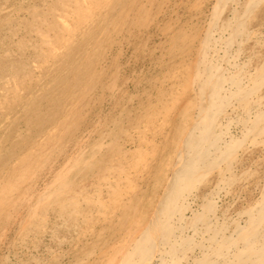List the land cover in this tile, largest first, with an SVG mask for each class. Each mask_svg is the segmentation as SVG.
I'll list each match as a JSON object with an SVG mask.
<instances>
[{"label":"bare ground","instance_id":"1","mask_svg":"<svg viewBox=\"0 0 264 264\" xmlns=\"http://www.w3.org/2000/svg\"><path fill=\"white\" fill-rule=\"evenodd\" d=\"M20 1H27L20 16L17 3L0 1V17L18 19L26 32L13 39L8 26L2 36L15 50L0 49V107L15 108L1 113L0 223L38 169L50 161L54 167L13 211V225L0 235L2 258L10 254L16 264L21 251L31 255L27 242L38 231L50 243L41 250L45 264H264V0H188L182 18L177 0H118L114 8L117 0ZM162 6L175 25L161 27L152 47L170 59L168 80L133 125L123 128L129 93L113 118L93 117L75 138L63 140L76 121L73 110H83L97 83L87 52L77 53L76 69L91 82L27 149L9 148L10 132L23 143L29 121L40 118L33 103L45 99L47 81L22 95L18 86L46 63L44 56L61 57L60 69L69 73L70 46L79 36L100 28L97 43L116 27L123 35L127 20L144 24ZM25 44L36 57L27 63L20 59ZM115 73L101 88L126 94L114 86Z\"/></svg>","mask_w":264,"mask_h":264},{"label":"rangeland","instance_id":"2","mask_svg":"<svg viewBox=\"0 0 264 264\" xmlns=\"http://www.w3.org/2000/svg\"><path fill=\"white\" fill-rule=\"evenodd\" d=\"M3 1H6L7 3H17L16 5L18 6L17 7L18 11L15 12L16 16H20V15L25 14L26 7H27V5H26L27 1H24V2L20 1V0H3ZM32 1H38V0H32ZM123 1H125V0H123ZM158 1H160V0H158ZM158 1L155 0L156 4H158L157 3ZM189 1L192 2L191 0H189ZM189 1L188 0H177L178 3L176 2V4H177V8L179 9V17L180 18H182L180 15H182V12H184L185 7L187 5H189ZM117 2H118V0L113 1V3H111V6L114 8V6L116 5ZM125 3L129 4V1L127 0V1H125ZM135 4H137V3H135ZM203 5H204V9H205L206 6H205V4H203ZM206 5H207V3H206ZM119 10H120L119 8H115L114 12H116L115 13L116 16L114 18L115 20H113V21H117L118 15H120ZM155 11L156 10H154V9L152 11H149V16L147 18L148 20H147V22H143L144 24H132V23H130L129 20H127L126 23H128V24L126 26H127L128 30L123 35H122V32L119 30V27H116L114 30L109 31L110 33L108 32V34H106L104 37L102 36V38H101L102 40L100 39L98 42L96 40L97 43L94 42V39L97 35L100 34V30H101L100 28H94V30H93L94 36L93 35L90 36L87 34L79 36V38L70 46L71 48H70V54L68 56V60L70 59L69 61L72 64V67L74 69L71 67V72H69V73L65 74V72L60 69V64L58 62L61 59V57L58 56V58H55L54 60H52L51 57L44 56V59L42 61L45 60L44 62H46V63L43 64L41 62V64H43V65H41L40 68L35 71V73L36 72L37 73L33 74V75L31 74V76H32V79H30L31 81L29 80L28 77H26V79H28V80L22 79L23 82L19 83V86H18V89L21 93L20 95H22V94L32 90L38 83L47 81L46 85L44 86L45 99L43 101L38 102V103H36V101H35V103H33L35 105V110L38 111L37 117L38 118L40 117V118L35 119V117H36L35 116L33 118V120L29 121V123H30L29 137H28V139L26 138L23 141V143H21V139L19 137L18 138L17 137L12 138L14 135H13V132H10L11 136H9V139L11 140V143L9 145V148L10 149H12V148L16 149V153L20 152L21 150L24 151L25 149H27L28 146H30L33 142L36 141V139L38 138L39 135L45 134L46 131L49 129V127H52L54 125V121L55 122H57V120L60 121L59 117H61L62 114L71 107L72 102L74 101V97L76 95V94L73 95L74 92L78 88H80L83 84L87 83L88 81L91 82V79L89 80L88 76L86 78L84 75H82L80 73V71H78V69H76V62H74V55H77V53L78 54L81 53V55L84 56V54L87 52L85 54L86 56H84V57H86V58L90 57V58L87 59L88 62H86V66L89 67V70H91V72H93L94 76L96 75L97 83L95 85H93V87H94L93 88V95H92V97H90L88 100L85 101L83 110H81V111L76 110V109L73 110L75 117H76V121L74 122V124L71 127L66 129L67 133L65 134V138L63 140H65V142H67V141H71L73 138H75L81 130H83L84 128L89 127L91 125L93 117L104 118L103 120H106V121L113 118L115 116V112L118 110L120 104L124 100L122 98L127 97L126 95L129 93H130V96L127 98L128 105H127L126 111L123 115L125 117L124 122H123V128L126 129L127 127L129 128L130 125H133L132 123H134V120L137 121V119L140 118V115H141L140 112H141V108L143 107V105L148 100L152 99L156 95L157 89H158L157 85L158 84L161 85V83L163 82L162 79L166 75V70L170 69V66H171L170 59L167 57L161 56L160 54H157L158 51L157 52L154 51L155 49L152 46H154L153 43L159 42L158 39L160 40L159 37H161V36L159 35V31H160L161 27L166 28V26H167L169 28H166V29L170 30L175 24L173 21H172V23L170 22V15H172V14H170V11L168 13V10H166L164 6H162V8H160V10H157L156 12ZM160 12L161 13L163 12V13L161 14ZM168 16H169V20H167ZM2 17H0V41L2 39L3 40L0 43V49H3L4 47L7 46V47H9L10 51L14 52L15 46H14V43L11 41L10 37L14 39L15 36L21 35V34H18V32H20L22 34H24L26 32L22 29V27L20 29V27L18 26V22H19L18 19L14 18V17H7V18H4V17L2 18ZM116 17H117V19H116ZM148 21H149V23H148ZM156 25H158V26H156ZM8 26L11 27V29H10L11 35L7 39V38H3L2 35H3L4 30ZM131 29H132V31H130ZM134 29H135V31H134ZM116 45L119 47V49H117ZM90 46H93L94 49L93 50L90 49ZM97 47H99L100 49H98ZM95 48L97 49V51L95 50ZM21 51L23 52V54L20 56L21 57L20 59L22 62L24 61V63H27L28 61H32L34 58H36L32 48L29 45L27 46V44H25V46L22 48ZM93 53L95 55H93ZM107 53L109 54V56ZM97 54H99V55L96 56ZM101 55H102V57H100ZM106 55H107V57H106ZM95 56H96V58H95ZM157 56H158V58H157ZM48 57L50 59H47ZM161 57H163L165 59H162ZM102 58L103 59L105 58L106 60L105 59L103 60ZM15 59H17V58H14V60ZM100 60H101V62H100ZM5 61L10 62L12 60H10V61L5 60ZM17 61H19V57H18ZM17 61H16V63L15 62L14 63L17 64ZM110 61H112V62H110ZM93 62L96 64H94ZM47 68H49V69H47ZM163 68H164V70H163ZM165 68H166V70H165ZM113 72L114 73L116 72L115 73L116 75L114 77V82H113L114 86L122 88L123 91L127 92L126 94H123V95L121 93L117 94L116 92H118V91L105 94L103 88H101L102 83L108 77H110ZM75 73H77V74H75ZM37 76H39V77L37 78ZM74 77L77 79V81H79L78 84L73 83ZM153 77L156 79H154ZM165 79H164L165 80L164 83H162V84L167 83L168 78L165 77ZM150 80H151V82H150ZM27 81H28V83H27ZM29 81L31 82V84ZM154 83H155V85H154ZM144 84H146V85H144ZM142 85H144V86H142ZM147 85H148V87H147ZM55 86H57L56 89L58 91L55 90ZM155 89H156V92H155ZM0 91H1V89H0ZM153 92H155V93H153ZM131 94H132V96H131ZM147 97H149V98L147 99ZM0 98H1V96H0ZM0 101L2 102V99H0ZM14 109H15L14 107H11L10 105H6L3 103L2 106L0 107V123L3 120L2 119L3 116L1 113L3 111L14 112L15 111ZM109 111H111V112H109ZM43 114H46V116H44ZM47 115H48V117H47ZM115 134H116L115 138L118 137V139H119L121 136V131H117ZM29 143H31V144H29ZM61 153H63V151L59 152L58 154L60 155ZM101 156H102V157H100L101 161L106 159V156H103V154ZM9 164H10V158L8 156H6L4 158L3 170L8 169ZM53 167H54V164L52 163V161H50L49 163L47 162V164L43 168L38 169V172L33 179V183L29 187L30 189H28L22 193V195H21L22 199H20L15 204L16 209H14L13 211L16 210V212H17V210L19 208H22V206H24V204L27 202V198L29 197V195L31 193V190L34 188V186H36L38 184L39 181L41 182V180L44 177H46V175L51 173ZM13 211H11L10 217H7L6 219H4L0 223V235H2V236L7 231H9V228L13 225V219H14ZM38 233H39L38 231H37V233H35L36 238H37V239L35 238L36 240L34 239L35 242H34V240H32V242H27L26 250L31 252L32 254L28 256L27 253H25L24 251L23 252L21 251L18 255L20 258L18 257V262H16V264H19L20 262H21L20 264H26L27 262H29V260H32L33 258L37 259V261L41 264H45V262H47L46 256H45V254H43L41 252V250L43 248L44 242L47 243L48 245L50 243H48V240L41 239ZM5 251L6 250H4L3 252H5ZM14 258L15 257L10 255V254L7 257L5 256V258H2V255L0 254V264H12V263H10L11 260H9V259H13L15 261L16 258L15 259Z\"/></svg>","mask_w":264,"mask_h":264}]
</instances>
